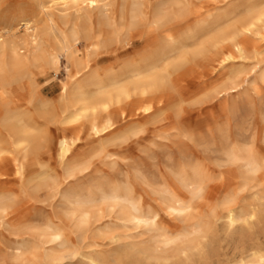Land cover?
Instances as JSON below:
<instances>
[{
  "label": "bare ground",
  "instance_id": "6f19581e",
  "mask_svg": "<svg viewBox=\"0 0 264 264\" xmlns=\"http://www.w3.org/2000/svg\"><path fill=\"white\" fill-rule=\"evenodd\" d=\"M50 2L67 7V13L39 17L45 11L41 1L40 12L31 16L36 24L22 19L24 37L0 28V182L15 175L36 181L37 190L56 191L58 165L64 180L75 178L95 155L115 156L111 145L127 151L161 137L181 147L176 163L181 189L164 182L156 204L131 184L102 190L101 205L93 196L73 194L67 197L70 222H47L33 253L42 249L49 264L74 260L72 234L110 215L152 233L149 243L118 253L128 257L125 264H264V134L249 145L225 144L211 166L189 148L210 118L185 107L190 95L205 93L216 125L218 112L234 109L250 81L234 66L261 62L253 37L264 36V8L248 7L242 17L228 8L221 23L201 19L194 0ZM61 57L68 80L60 102L50 103L37 79L58 71ZM228 65L233 69L223 72ZM14 195L0 187V219ZM166 215L180 219V227L169 225ZM81 258L88 264L108 259Z\"/></svg>",
  "mask_w": 264,
  "mask_h": 264
},
{
  "label": "rangeland",
  "instance_id": "374dc122",
  "mask_svg": "<svg viewBox=\"0 0 264 264\" xmlns=\"http://www.w3.org/2000/svg\"><path fill=\"white\" fill-rule=\"evenodd\" d=\"M41 1L45 3V11L39 13ZM194 1L196 7L201 9V19L219 20L221 23L224 19L221 14L228 8H235L238 13L236 17H242L251 6L256 9L264 8V0ZM47 11L66 14L68 10L65 6L52 4L50 0H0V28H10L11 32L24 37L25 21L22 19H31V25H34L36 20L32 19L33 15L39 13V17H44ZM253 43L260 51L258 57L261 62L254 66L257 59L245 60L234 66L242 69V76L250 78V81L241 90L240 96H236L237 104L233 110L216 114L220 124L216 125L211 119L213 107L206 101L205 93L192 94L185 103L187 111L195 113L202 110L204 116L210 118V123L202 130L201 135H196L189 141V148L198 151L201 160L211 166L221 157L225 144L240 141L249 145L252 137L264 134V81L260 79L264 72V36H254ZM79 48L83 50L84 45ZM66 65L65 57H61L58 71L37 79L40 94L50 103L61 100V87L68 80ZM105 65L107 62L102 64ZM232 67L228 65L223 72H228ZM218 75L213 76L210 81H216ZM223 80L222 78L218 82ZM136 122L138 121L132 122V125H137ZM123 131L120 129V132ZM110 148L114 149L115 156L103 159L102 155H95L91 159L93 163L90 168L75 178L64 180V171L58 165L60 173L57 174L59 186L56 191L37 190L33 187L36 181L23 182L15 175L0 182V187L10 188L16 198L6 216L0 219V264H49L42 257V249L36 250L37 253L34 254L31 247L40 245L38 231L47 222H70L72 205L67 197L73 194L80 197L93 196L96 204L101 205L99 195L102 190L131 184L149 203L156 204L160 200L159 190L164 182L175 189H181L176 166L181 158V147L175 140L155 137L127 151H120L118 144L111 145ZM166 220L175 229L182 224L180 219L168 215ZM152 239V233L148 230L108 215L94 221L85 233L72 234L69 247L78 254L74 260L65 259L60 264H88L86 258H81V255L88 254L98 258L108 257L106 264H125L129 259L118 254L122 249L126 246H142Z\"/></svg>",
  "mask_w": 264,
  "mask_h": 264
}]
</instances>
